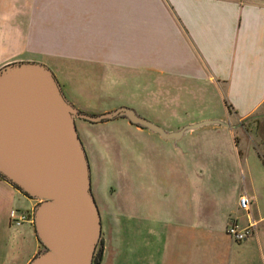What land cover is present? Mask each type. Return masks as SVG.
<instances>
[{
	"label": "crops",
	"instance_id": "crops-1",
	"mask_svg": "<svg viewBox=\"0 0 264 264\" xmlns=\"http://www.w3.org/2000/svg\"><path fill=\"white\" fill-rule=\"evenodd\" d=\"M16 60L48 65L85 112L90 98L128 84L147 91L172 84L176 100L186 92L217 100L210 114L180 123L194 127L158 134L174 151L172 163L156 169V184L128 145L124 200L104 195V158L94 163L84 144L101 215L99 264H264V211L254 209L256 189L239 187L246 173L255 181L252 155L264 181V0H0V66ZM233 120L254 121L252 142L244 132L235 138ZM204 125L209 131L191 132ZM226 156L239 172L220 163ZM244 189L259 225L236 240L226 225L247 222L238 204ZM37 201L0 174V264H28L43 248L32 220ZM14 208L27 218L13 221Z\"/></svg>",
	"mask_w": 264,
	"mask_h": 264
},
{
	"label": "water",
	"instance_id": "water-1",
	"mask_svg": "<svg viewBox=\"0 0 264 264\" xmlns=\"http://www.w3.org/2000/svg\"><path fill=\"white\" fill-rule=\"evenodd\" d=\"M77 116L93 122L125 116L163 137L195 126L166 130L127 105L85 112L65 96L45 63L16 60L0 66V174L39 199L33 224L44 248L28 264L92 263L101 215Z\"/></svg>",
	"mask_w": 264,
	"mask_h": 264
},
{
	"label": "rangeland",
	"instance_id": "rangeland-1",
	"mask_svg": "<svg viewBox=\"0 0 264 264\" xmlns=\"http://www.w3.org/2000/svg\"><path fill=\"white\" fill-rule=\"evenodd\" d=\"M173 89L172 84L161 88L155 86L154 90L152 89L150 91L145 90L141 86L128 84L126 87L124 85H119L117 93H112L109 96H102L100 98H90L87 102L89 107L87 108V111L90 113H98L101 111L98 107L101 103L105 102H109L110 104L126 103L125 105L132 106L138 114L147 117L164 128L176 130L182 126L180 124L181 122L186 121L187 119L208 115L214 111V109H217L216 106H214L217 105V100L214 95H212V97L207 95V97L210 96L211 98V101H208L206 100V97L199 99L196 97V94L186 92L182 93L180 100H176L175 97H178L179 93L175 94ZM208 105L214 107L210 108ZM76 119L81 129V140L83 144H87L91 149L89 155L92 161L97 163L101 158H104V166L108 170V175L107 177L101 178V183L104 195L106 194L109 198L124 200L127 175L126 170L129 163L126 150L128 145L132 146L134 150L132 154L135 155V157L138 156L139 159H136L137 163L144 165L146 168L149 167L150 186L157 183L158 172L156 169L158 167L163 168L173 161V146L169 145L163 138L159 137L158 132L132 123L125 116H117L95 122L79 116H77L75 120ZM253 124L254 121L239 122L238 120H233L232 125L236 135L235 138H239V134L243 132L246 133L248 138V134L252 132ZM206 126L207 125H204L198 129H193L194 131L191 130V132L194 134L207 132L209 131V126ZM187 132H190V130ZM170 142H174V139L172 138ZM188 144L189 134H187L186 137H183L181 141L182 149H187ZM94 148H97L98 150ZM251 159L254 168L255 181L250 180L249 175L246 173V179L241 180V178H239V187L242 189L247 187L250 192L253 191L252 189H256L259 199L255 201L254 209H258L259 211L260 205L261 209L264 211V181L262 180L263 167L261 163H259V160H257L256 156L252 155ZM222 160L223 161L220 163L228 164L232 168L234 166L235 172H239V163L235 160V157L233 160L226 156L222 158ZM243 160L244 157H242V162ZM185 161L186 158L183 156L182 164L187 163ZM134 163L136 164V161ZM214 164H217L215 159ZM159 175L161 174L159 173ZM112 187L114 190L111 194ZM239 212H241L246 218L245 210L242 209L239 210ZM240 219L241 221L243 220L242 218ZM102 246L103 240L100 234L95 248V257L92 259L94 262L97 260L99 254H101Z\"/></svg>",
	"mask_w": 264,
	"mask_h": 264
},
{
	"label": "built area",
	"instance_id": "built-area-1",
	"mask_svg": "<svg viewBox=\"0 0 264 264\" xmlns=\"http://www.w3.org/2000/svg\"><path fill=\"white\" fill-rule=\"evenodd\" d=\"M238 204L241 209L246 211L247 222L242 223L237 217H234L227 223L226 230L234 239L242 240L257 230L258 219L252 213L251 198L249 197L246 189L242 190L239 195ZM10 217L18 222L25 220L27 218V214L14 208L10 210Z\"/></svg>",
	"mask_w": 264,
	"mask_h": 264
},
{
	"label": "trees",
	"instance_id": "trees-1",
	"mask_svg": "<svg viewBox=\"0 0 264 264\" xmlns=\"http://www.w3.org/2000/svg\"><path fill=\"white\" fill-rule=\"evenodd\" d=\"M3 177H4V176H3ZM94 253H95V251H94ZM94 257H95V255L93 254V258H92V259H94ZM99 261H100V254H99L97 260H95V262L92 260V263H91V264H98Z\"/></svg>",
	"mask_w": 264,
	"mask_h": 264
}]
</instances>
